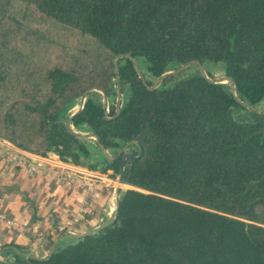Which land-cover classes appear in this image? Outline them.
Here are the masks:
<instances>
[{
    "label": "trees",
    "instance_id": "obj_1",
    "mask_svg": "<svg viewBox=\"0 0 264 264\" xmlns=\"http://www.w3.org/2000/svg\"><path fill=\"white\" fill-rule=\"evenodd\" d=\"M18 1L35 16L89 35L107 56H43L44 82L23 84L0 105V138L82 165L90 152L72 132L78 127L103 149L126 145L132 156L123 161L124 151L93 165L113 179L123 166L126 187L106 224L57 243L46 258L5 242L0 264H264V110L240 103L255 107L264 99V0ZM122 54L142 59L144 74L155 79L192 60L221 64L234 88L199 71L169 74L151 89L130 58L114 64ZM115 67L120 93L128 92L118 111ZM5 82L0 65V90ZM92 88L110 98L107 112ZM84 93L69 128L64 114ZM6 180L0 178V203L19 199L35 214V199ZM66 228L62 223L45 240Z\"/></svg>",
    "mask_w": 264,
    "mask_h": 264
},
{
    "label": "crops",
    "instance_id": "obj_2",
    "mask_svg": "<svg viewBox=\"0 0 264 264\" xmlns=\"http://www.w3.org/2000/svg\"><path fill=\"white\" fill-rule=\"evenodd\" d=\"M75 110L69 111V114L67 113L66 123L69 122L71 114ZM72 130L86 137L84 139L87 142L90 154L84 159V164L74 165L49 155L41 156L29 153L32 159L38 161L49 160L55 165L67 167L68 170H71L75 178L71 187L58 184L53 180L32 176L21 167L12 168V165L0 161V178L7 179L6 181L8 182L9 180H14V178L21 177V179H16L20 190L28 191L29 196L35 199L38 207L37 212L34 214L33 209L27 208L28 205H24L19 199L0 203V207H5L6 213L14 221L17 220L20 223L17 229L12 230L13 233L11 235V229L0 224V244L14 240L24 247L21 249L12 247L13 249L38 258H44L53 250L57 243L61 242L62 238L69 239L65 243L72 242L77 235L106 224L113 216L116 206L117 188L114 187L112 191L109 190L107 193V186L110 184V180L114 179L110 176V170L102 171L98 167L93 168V165L96 163L101 164L104 159L112 160L111 158L115 157L118 151L101 149L94 139V133L86 129L72 127ZM88 176L97 180L95 193L91 195L85 192L81 183V179ZM121 186L119 187L120 193L125 189L121 190ZM112 193L115 196L114 203H109ZM54 220L57 221L54 222ZM69 221L72 222L70 226L67 225ZM62 223H66L67 228L63 232L56 234L52 241L48 242V240H45V235L50 230L56 228L59 230ZM43 231H45L44 238L38 237L37 234L41 235L40 232ZM6 248L0 247L1 255L4 256L3 253H5L4 250ZM5 258L10 259V256H5Z\"/></svg>",
    "mask_w": 264,
    "mask_h": 264
},
{
    "label": "rangeland",
    "instance_id": "obj_3",
    "mask_svg": "<svg viewBox=\"0 0 264 264\" xmlns=\"http://www.w3.org/2000/svg\"><path fill=\"white\" fill-rule=\"evenodd\" d=\"M58 52H61L63 58L69 62L83 57L85 52L90 53L95 62H101L107 56L106 51L89 35L52 19L35 16L18 0H0V65L6 70V82L0 90V105L3 106L6 103V97L15 93L23 84H42L45 74L39 62L43 56ZM134 60L137 71L153 84L156 79L144 74L145 67L142 59L134 58ZM202 65L203 69L190 64L179 72L190 74L201 71L210 79L221 80L222 83L230 85L221 64L206 62ZM172 70L174 69L169 71ZM112 82L113 89L116 90V80L113 79ZM160 86L161 82L157 87ZM127 93L126 90L119 94V98L117 96L112 98L116 102V107L117 102L121 104L125 101ZM102 95L104 100L105 96ZM77 104L76 102L69 111H73ZM255 108L264 110V99ZM66 116L67 113L64 114V120ZM118 177L119 175L114 180H110L107 187L111 191L114 187H119ZM124 188L125 185L122 184L121 190ZM113 193L109 203H114ZM40 233L41 235L37 234V236L44 238L45 231ZM67 241H69L67 238L61 240L64 243ZM0 258L2 259V256Z\"/></svg>",
    "mask_w": 264,
    "mask_h": 264
},
{
    "label": "built area",
    "instance_id": "obj_4",
    "mask_svg": "<svg viewBox=\"0 0 264 264\" xmlns=\"http://www.w3.org/2000/svg\"><path fill=\"white\" fill-rule=\"evenodd\" d=\"M109 101L104 99V109L108 111ZM73 108V107H72ZM0 161L12 166H19L32 176L53 180L58 184L71 187L75 181L74 173L67 167L55 165L52 161H38L32 159L28 152L16 147L10 141L0 138ZM119 185L123 184L119 182ZM81 183L87 194L94 192L97 180L91 176L82 178ZM75 221V220H74ZM71 221L67 225H71ZM0 224L9 228L14 225V219L0 207Z\"/></svg>",
    "mask_w": 264,
    "mask_h": 264
},
{
    "label": "water",
    "instance_id": "obj_5",
    "mask_svg": "<svg viewBox=\"0 0 264 264\" xmlns=\"http://www.w3.org/2000/svg\"><path fill=\"white\" fill-rule=\"evenodd\" d=\"M124 56L130 58V59L133 61L134 65L136 64L134 58H133L130 54H122V55H118V56H116V57L114 58V60H113L114 64L116 65L118 59H119V58H122V57H124ZM190 64H192V65H197V66H199L200 68L203 69V65H202L198 60H192V61H190V62H187V63H185V64L180 65L178 68H176V69H174V70H172V71H167V72L161 74L158 78H156L155 82L149 86V88H151V89L156 88L157 85L161 82V80L163 79L164 76H167V75H169V74H173V73H177V72H179L180 70H182L183 68H185L186 66H188V65H190ZM115 72H116V82H117V83H116V84H117V86H116V93H117V98H119L118 96H119V94H120V88H119V85H118L117 67H115ZM138 73H140V72H138ZM202 76H203L204 78L208 79L206 76H204V75H202ZM139 77L143 79V75H141V73H140ZM227 78L230 79L229 77H227ZM208 80H210V79H208ZM230 80H231V79H230ZM210 81H213V80H210ZM214 82H222V81L217 80V81H214ZM231 84H232V86H233V88H234V84H233L232 80H231ZM90 90H97V91L101 92L102 94H104V96H105V100H108V96H107L105 93H103V91H101L100 89L92 88V89H90ZM233 94H234V93H233ZM85 98H86V93H84V94L80 97V99L78 100V104H77V106H76V108H75L76 110L71 114V115H72L71 118L73 117V115H75L76 113H78V112L81 110V108L83 107V104H84ZM237 100L239 101L238 98H237ZM117 101H118V99H117ZM239 102H240V101H239ZM240 103L243 104L244 106H246L247 108L251 109V110L258 111V110H257L254 106H252V105H249V104H246V103H243V102H240ZM118 104H119V103L117 102V108H116L117 111H118V107H119ZM258 112H259V111H258ZM71 118L69 119V122H68V123L65 122L66 126L69 127V128L72 126V125L70 124V120H71ZM72 132H73L74 134H76L77 136L81 137V138H86V137H85L84 135H82V134H77V133H75L74 131H72ZM93 136H94V139L96 140V142L98 143V145L100 146V148L103 149V147L100 145V143H99V141H98L97 136H96L95 134H93ZM124 151H125V153H124V155H123V161H126L129 157L132 156V153L126 151V147H125V146H124L123 148H121L120 150H118V153H120V152H124ZM47 155H49V156H51V157H54V158H56V159H59L58 155L55 154V153H53V152H48ZM113 158H114V157H112L111 159H113ZM122 172H123V166H122V168H121V173L119 174V177H118L120 183H121V181H122ZM119 187H120V185H119ZM119 187L117 188L116 206H115V211H114V213H113V216H114V214L116 213V210H117V205H118V200H119V193H120V188H119ZM113 216H112V217H113ZM103 225H104V224H103ZM103 225H100V226H98V227H96V228H93L92 230H90V231H88V232H85V233H83V234H81V235L93 233V232L97 231L99 228H101ZM81 235H77L76 238L79 237V236H81ZM51 252H52V250H51V251L47 254V256H45L44 258L48 257V256L50 255ZM26 255H28V254H26Z\"/></svg>",
    "mask_w": 264,
    "mask_h": 264
},
{
    "label": "bare ground",
    "instance_id": "obj_6",
    "mask_svg": "<svg viewBox=\"0 0 264 264\" xmlns=\"http://www.w3.org/2000/svg\"><path fill=\"white\" fill-rule=\"evenodd\" d=\"M227 80L231 82V80H230V79H228V78H227ZM216 81H217V80H216ZM219 81H221V80H219Z\"/></svg>",
    "mask_w": 264,
    "mask_h": 264
}]
</instances>
